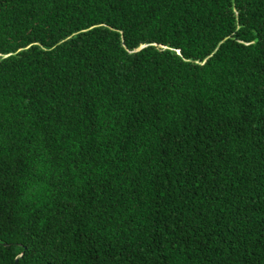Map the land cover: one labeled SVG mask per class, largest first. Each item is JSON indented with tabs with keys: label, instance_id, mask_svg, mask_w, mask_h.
<instances>
[{
	"label": "trees",
	"instance_id": "16d2710c",
	"mask_svg": "<svg viewBox=\"0 0 264 264\" xmlns=\"http://www.w3.org/2000/svg\"><path fill=\"white\" fill-rule=\"evenodd\" d=\"M0 264H264V0H0Z\"/></svg>",
	"mask_w": 264,
	"mask_h": 264
}]
</instances>
